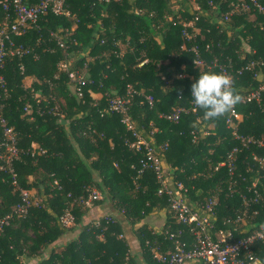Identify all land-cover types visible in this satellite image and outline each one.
Masks as SVG:
<instances>
[{
  "label": "trees",
  "instance_id": "1",
  "mask_svg": "<svg viewBox=\"0 0 264 264\" xmlns=\"http://www.w3.org/2000/svg\"><path fill=\"white\" fill-rule=\"evenodd\" d=\"M176 1L181 4L179 10L173 9L170 0H64L65 8L78 19L70 37H65L69 43L67 56L77 53L76 63L70 65L82 67L85 63L86 75L93 79L82 86L81 96L59 69L65 55L50 36V31L71 27L75 19L48 11L38 20L37 28L13 36L16 43L31 45L33 52L21 57L9 55L5 60L3 74L8 95L3 98L2 115L16 131L17 144L23 150L13 161L18 184L33 189V196L41 197L42 204L31 206L24 216H14L0 232V264H23V259L36 257L39 260L34 264H164L155 261L149 245L166 249L170 245L169 231L181 229L182 238L186 237L187 230L168 212V195L157 192L159 182L154 171H139L142 153L126 144L131 132L120 114L108 109V97L124 94L127 84L153 95L155 102L149 108L143 94L134 93L128 114L147 139L152 138L155 145L167 144L159 154L170 166L174 180L187 187L189 203L194 205L217 193L215 222L223 227V220L242 205L241 194L252 195L248 186L257 178L261 198L250 204V209L257 212L242 226L264 224V168L251 157L252 151L264 155V145L242 147L237 153L235 190L230 193L227 167L214 170L226 152L240 143L225 126L226 113L205 119L203 110L197 107L195 112L183 113L176 123L159 116L176 104L187 103L190 85L200 73L217 72L216 67L201 69L193 64L191 44H197L207 61L212 55L225 62L229 58L231 68L254 58L264 60V13L255 12L253 18L247 13L234 14L226 24H218L215 20L236 0H213L215 8L208 0H198L201 13H206L200 14L195 23L201 33L185 41L182 25L174 23V19H178L177 15L184 19L193 15L182 10L183 0ZM258 1L264 5V0ZM135 9L141 12L136 13ZM167 15H172L173 21L167 20ZM1 16L0 10V19ZM207 42L212 44L209 51L204 49ZM182 44L185 48H181ZM143 59L146 61L138 65ZM180 72L185 76L179 77ZM261 72L262 76L255 77L252 71L245 70L235 77L236 92L264 82V65ZM26 76L34 78L27 86L22 81ZM179 90L181 99L177 97ZM91 92L100 96L95 98ZM237 109L241 113L238 132L264 137V91L259 103H238ZM202 124L209 126L208 134L197 133V139L192 141L189 130ZM1 138L0 126V141ZM32 143L44 151L31 155ZM2 176L0 216L19 199L9 174ZM87 187L101 193L99 200L111 201L113 210L82 224L88 207L73 199L86 196ZM67 209L73 213V225L81 224L76 237L64 243L60 251L51 247L48 255L40 258L44 247L73 226L62 227L58 223ZM158 210L164 212V222L159 230H154L146 219L151 211ZM127 225L129 229L125 228ZM130 237L138 240L143 261L130 252ZM253 250L264 261V243H256Z\"/></svg>",
  "mask_w": 264,
  "mask_h": 264
},
{
  "label": "built area",
  "instance_id": "2",
  "mask_svg": "<svg viewBox=\"0 0 264 264\" xmlns=\"http://www.w3.org/2000/svg\"><path fill=\"white\" fill-rule=\"evenodd\" d=\"M207 3L215 8L217 5L213 0H208ZM182 10L192 13V17L184 19L177 15L174 23L182 25L181 35L186 40H191L196 35L201 33L198 26L195 25L202 14L198 0H183ZM0 10L2 16L0 19V126L2 128V138L0 141V178L3 180V173H8L10 184L18 192L19 199L12 206L11 210L0 216V232L10 223V220L18 215L24 216L27 214L31 206H40L42 204L41 197H34L33 193L27 188L21 187L17 181V174L14 170L13 161L18 159L23 150L18 146V136L11 125H8L2 115V107L4 105L3 98L8 95L7 81L3 74L4 64L7 56L21 57L24 54L33 52L31 45H26L21 42L16 43L13 36H20L26 33L31 28L38 27V20L48 11L56 15H65L75 19V23L64 29L61 32L50 31V36L56 42L59 48L64 52L58 67L64 71L72 83V89L78 96L82 95V86L90 84L93 79L86 75V64L82 67H72L71 59L67 56L69 43L65 37L72 34L76 27L77 18L65 8L64 0H0ZM136 13L141 12V9H135ZM255 12L264 13V5L258 0H236L229 3V8L222 13L215 21L218 24H226L229 17L234 14L247 13L253 16ZM166 19L173 21L172 15H167ZM71 41L76 43L72 38ZM211 43L205 44V51L211 49ZM181 48H185L182 44ZM190 51L193 52V64L199 68L213 67L217 68V72L223 73L233 81L235 77L243 74L245 70L252 71L253 76H262L261 66L264 65V60L254 58L241 64L238 68H231V60L227 62L221 61L217 55H212L209 61L201 56L200 48L197 44H191ZM36 57V53H33ZM146 60L139 61L138 65H142ZM258 67V69H256ZM21 71L23 66L20 65ZM179 77H184V73L180 72ZM163 78V76H162ZM264 91V82L257 86L248 85L247 87L239 88L237 94L240 97L238 103L256 102L259 103L261 93ZM134 93H142L149 108H152L155 99L151 93H143L142 90L135 89L131 84H127V89L124 94H115L108 97V109L119 113L121 121L125 124L126 129L131 132L130 138L126 140L128 148L140 151L142 153L139 158L141 172L143 169H152L155 177L159 182L157 189L158 194L168 195V212L175 217L177 222L184 226L187 230L186 237L182 238L183 231H169L167 239L170 245L161 250L159 247L149 245L152 257L158 263L164 264H264L254 252L253 246L258 243H264V224L250 228L242 226L246 224L250 215L256 214L257 210L250 209L251 202L259 201L260 192L257 189V178L248 186V190L252 193L250 197L241 194L242 205L236 209L233 216L226 217L223 220V227H218L217 205L218 194H212L203 197L201 201H196V204L189 203L186 192L187 187L182 181H175L169 169L170 166L164 164L160 150L167 147L166 143L155 145L152 138H146L139 130H137L128 114V106L131 102ZM178 98H182V91L179 90ZM237 103V104H238ZM237 104L232 110L225 114V126L230 129L231 135L240 143L231 147L223 157L216 163L214 170L225 165L227 167L228 190L234 192L236 179L233 177L235 169V160L237 153L242 150V147L249 148L250 145L263 146L264 137H255L253 135H244L238 132L237 122L241 119V113L237 109ZM197 106L193 103L189 96L186 104H176L168 112L159 113V116L170 122H178L183 113L195 112ZM209 126H198L191 128L189 134L192 141L198 137L197 133L202 136L208 134ZM30 154L34 155L44 150L32 143L30 146ZM253 160L257 161L261 168H264V155H258L251 152ZM56 183V181H54ZM58 187H60L58 185ZM88 191L86 196L79 195L73 199L80 206H88L93 200L100 199L101 193L98 190L86 188ZM70 195V194H68ZM58 223L62 227H70L74 224L73 213L67 209L58 218ZM122 234H120L121 236ZM23 264H29L26 259H23Z\"/></svg>",
  "mask_w": 264,
  "mask_h": 264
},
{
  "label": "clouds",
  "instance_id": "3",
  "mask_svg": "<svg viewBox=\"0 0 264 264\" xmlns=\"http://www.w3.org/2000/svg\"><path fill=\"white\" fill-rule=\"evenodd\" d=\"M193 103L201 110L205 119H214L232 110L240 97L231 78L216 71L200 73L190 85Z\"/></svg>",
  "mask_w": 264,
  "mask_h": 264
},
{
  "label": "rangeland",
  "instance_id": "4",
  "mask_svg": "<svg viewBox=\"0 0 264 264\" xmlns=\"http://www.w3.org/2000/svg\"><path fill=\"white\" fill-rule=\"evenodd\" d=\"M170 2L172 3V7L173 9H180V3L179 1H176V0H170ZM249 18H253V16H250ZM241 46H244L245 48H247L246 45H241ZM120 47H121V51L123 52L124 51V47L122 44H120ZM76 51V50H75ZM80 54V52H78ZM77 53H75V55L71 54V62L73 63H76V55ZM86 59L88 60V55L86 56ZM175 77V75H174ZM34 79V78H33ZM33 79L29 80L26 79V78H23V84L25 86L29 85ZM31 193H34L35 194V191L33 189H31ZM36 195V194H35ZM99 200V199H98ZM98 200L94 201V202H91L87 207H88V211H85V213L83 214L82 216V224L83 223H86L87 221H89L90 219H92V216L94 215H97L99 214L98 213V209L97 207L98 206H101L103 204H107V207H104V210H103V213H108L110 211H112L113 209L111 208L112 207V202L109 201V200H99V202H97ZM82 208V207H81ZM90 210V211H89ZM160 212H163L161 210H158V211H151V213L148 214L147 216V220L152 223V224H155V225H160L162 226V214ZM101 215V214H99ZM121 216V215H120ZM81 225V224H80ZM80 225L78 223H76L75 225H73L71 228H68L65 230V232L56 240H54L50 245H48L47 247H44L43 250L41 251V254H40V258L41 257H46L50 251V248L52 247V249L56 250V251H60L64 245V243H67L70 239L76 237L78 231H79V228H80ZM248 225V224H247ZM130 226H125L126 229H129ZM133 228V227H132ZM134 229V228H133ZM28 234L30 236H32V233L30 231H28ZM137 240V239H135ZM136 245V250L134 251L133 248L131 249V251H134L136 252L137 254H134L136 256L137 259H139L138 255H141V248L139 246V242L138 240L137 241H134L132 243V246L135 247Z\"/></svg>",
  "mask_w": 264,
  "mask_h": 264
},
{
  "label": "crops",
  "instance_id": "5",
  "mask_svg": "<svg viewBox=\"0 0 264 264\" xmlns=\"http://www.w3.org/2000/svg\"><path fill=\"white\" fill-rule=\"evenodd\" d=\"M124 47V46H123ZM88 59H89V57H88ZM26 79H28V81L31 79H33V76H26L25 77ZM91 94H92V96L93 97H95V98H98L99 96H100V93H95V92H91ZM104 207H107V204H103V205H101V206H98L97 207V209H98V213L99 214H103V210H104ZM112 208V207H111ZM86 211H88V210H86ZM90 211V210H89ZM161 214H162V224H163V222H164V212H160ZM99 214H97V215H94V216H92V219H94V218H97L98 216H99ZM147 220V219H146ZM149 222V221H148ZM149 227H151V228H153L154 230H159L160 228H161V226L160 225H155V224H152V223H150L149 222ZM134 241H137V240H135L133 237H130V239H129V243H130V252L132 253V254H137L136 252H134L135 250H136V245H135V247H133L132 246V243L134 242ZM133 248V250L134 251H131V249ZM138 257H139V259H140V261H143L142 260V256L141 255H138ZM37 260H39V258H28V259H26V262L27 263H29V264H34ZM144 263V262H143Z\"/></svg>",
  "mask_w": 264,
  "mask_h": 264
}]
</instances>
